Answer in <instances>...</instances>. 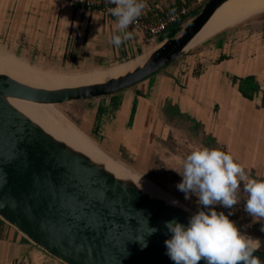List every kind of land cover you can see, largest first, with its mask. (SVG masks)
I'll return each mask as SVG.
<instances>
[{
	"label": "crops",
	"instance_id": "0c3cea01",
	"mask_svg": "<svg viewBox=\"0 0 264 264\" xmlns=\"http://www.w3.org/2000/svg\"><path fill=\"white\" fill-rule=\"evenodd\" d=\"M114 31V19L70 0H0V45L18 56L93 69L156 46L129 28L133 38L117 48L109 42ZM91 112L111 151L146 169L163 164L174 176L194 147L205 146L230 150L250 179L264 178V12L105 96ZM240 196L247 198L242 183ZM0 264L62 263L0 220Z\"/></svg>",
	"mask_w": 264,
	"mask_h": 264
},
{
	"label": "water",
	"instance_id": "95a60500",
	"mask_svg": "<svg viewBox=\"0 0 264 264\" xmlns=\"http://www.w3.org/2000/svg\"><path fill=\"white\" fill-rule=\"evenodd\" d=\"M226 1L206 0L171 37L170 30L157 35L156 46L140 63L102 81L43 88L0 72V220L62 264H174L166 254L164 242L171 233L165 221L187 226L192 214L115 175L46 132L9 100L59 104L133 86L189 49ZM150 228L157 231L149 233ZM253 254L264 264L263 250Z\"/></svg>",
	"mask_w": 264,
	"mask_h": 264
},
{
	"label": "clouds",
	"instance_id": "9594fccd",
	"mask_svg": "<svg viewBox=\"0 0 264 264\" xmlns=\"http://www.w3.org/2000/svg\"><path fill=\"white\" fill-rule=\"evenodd\" d=\"M114 5L110 14L115 17V31L109 42L119 47L133 38L128 31L147 8L146 0H109ZM99 20V19H96ZM182 177L176 185L185 199L192 195L204 210L193 213L187 226L173 219L165 221L171 233L165 240L166 254L174 264H262L253 253L261 248V241L242 233L225 215L216 211L221 205L233 209L240 201L241 183L247 194L244 210L254 220L264 219V178L250 179L245 167L230 150L205 146L194 147L181 161ZM175 170V169H174ZM173 204L178 201L173 200ZM157 231L150 228L149 233ZM142 246H146L143 244Z\"/></svg>",
	"mask_w": 264,
	"mask_h": 264
},
{
	"label": "bare ground",
	"instance_id": "6f19581e",
	"mask_svg": "<svg viewBox=\"0 0 264 264\" xmlns=\"http://www.w3.org/2000/svg\"><path fill=\"white\" fill-rule=\"evenodd\" d=\"M264 10V0H228L223 3L211 16V18L205 23L200 31L190 42V46L203 42L208 37L219 32L220 30L233 25L238 21H242L243 18ZM148 51L142 53L146 55ZM141 55V54H140ZM137 57V56H136ZM132 58L116 65L103 67L100 70L94 72L79 71V72H55L50 70H44L31 63L25 61L0 56V72L7 74L8 76L25 82L27 84L43 87V88H55L60 86H71L77 84H86L91 82H98L105 80L106 78L119 75L126 70L131 69L134 65L140 63L142 58ZM10 103L17 109L26 114L30 119L40 125L46 132L50 133L54 137L64 141L72 147L81 150L94 160L100 161L104 164L105 168L114 173L117 176H127L139 186V188L152 196H157L168 203H172L175 200L168 193L161 190L156 185L149 182L140 175L131 173L125 167L121 166L117 162L106 156L86 135L80 132L75 127L56 121L52 117V112L42 106L48 105L43 103H34L19 99H10ZM56 117V116H55ZM65 122V121H64ZM177 201V200H175ZM173 204V203H172ZM175 205H179L187 210L190 214L195 213L190 207L178 202ZM252 238L259 239L261 241L260 250L264 251V238L260 236H254L247 234Z\"/></svg>",
	"mask_w": 264,
	"mask_h": 264
},
{
	"label": "rangeland",
	"instance_id": "374dc122",
	"mask_svg": "<svg viewBox=\"0 0 264 264\" xmlns=\"http://www.w3.org/2000/svg\"><path fill=\"white\" fill-rule=\"evenodd\" d=\"M260 12H264V10ZM257 13L251 14L243 18L242 21L250 17H253ZM242 21L240 20L234 23L233 25H236ZM231 26H228L224 29H227ZM179 27L180 26H178L177 28ZM215 34L208 37L203 42L213 37ZM201 43L195 44V46ZM149 50H151V46L148 48H145L144 52L149 51ZM0 56L16 58V59L25 61L27 63H31L44 70L63 72V73L79 72V71L85 72V70L87 72L88 71L96 72L100 70L101 68H103L101 67V68L85 69V68H80L76 66H69L63 63L47 61V60H43V59L35 58V57L18 56L17 54L9 52L8 49L2 47V45H0ZM103 100H104V97L103 98L100 97V98H95V99L69 101V102H63L59 104H48V105H42V106L48 108L52 112L51 113L52 117L56 121L61 122V123H67L75 127L76 129H78L80 132L86 135L102 152H104L106 155H108L115 161L121 163L122 165H124L125 167L133 171L135 174L140 175L141 177H144L149 182L156 185L164 192L168 193L178 202L184 204L187 207H190L194 212H197L198 210H200L201 206L198 204L197 197L195 195H192L190 199H185L184 193H182L181 191L177 189L176 185L181 181V178L178 177L180 176V174H176L173 176V173L167 167H164L163 164H159L158 168H155L151 162L147 163V169H146L141 164L134 163L127 157L125 156L123 157L121 154H116L114 151H111L110 144H109L110 143L109 137L106 136L107 134L104 136L105 133L99 129L97 118H94V119L91 118V114H92L91 111L93 110V108L96 107V105L103 104ZM151 171H155V174L157 176L151 173ZM215 209L216 211H220L219 208H217V205L215 206ZM230 210L231 209L223 208V212L225 214L229 213ZM229 219L235 223L237 228L242 233L251 234L254 236H264V219L254 220L251 215H248L244 217L243 221H240L238 214H234V217L233 215L232 216L230 215Z\"/></svg>",
	"mask_w": 264,
	"mask_h": 264
},
{
	"label": "built area",
	"instance_id": "2783aa9c",
	"mask_svg": "<svg viewBox=\"0 0 264 264\" xmlns=\"http://www.w3.org/2000/svg\"><path fill=\"white\" fill-rule=\"evenodd\" d=\"M73 4H80L100 10L111 17L109 9L114 7L109 0H70ZM206 0H146L147 8L141 17L130 26L147 38L178 27L193 12L200 8Z\"/></svg>",
	"mask_w": 264,
	"mask_h": 264
},
{
	"label": "trees",
	"instance_id": "16d2710c",
	"mask_svg": "<svg viewBox=\"0 0 264 264\" xmlns=\"http://www.w3.org/2000/svg\"><path fill=\"white\" fill-rule=\"evenodd\" d=\"M177 30H178L177 27L171 28L169 31V37H171ZM241 200H245V197L240 198L239 203L236 206H234V208L231 209L230 211L232 212L233 217H234V214H238L239 220L243 221L244 217L248 216L249 214L245 212V210H244L245 203L242 202ZM217 208H219L220 211H223V208H225V207H223L221 205H217ZM200 210L206 211L207 209H202V206H201ZM220 211H218V212H220ZM227 214H225V215H227ZM260 237L264 238V236H260Z\"/></svg>",
	"mask_w": 264,
	"mask_h": 264
}]
</instances>
